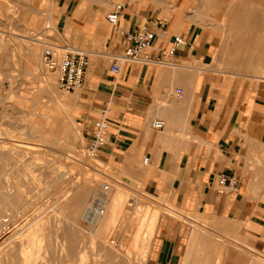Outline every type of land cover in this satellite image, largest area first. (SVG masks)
I'll list each match as a JSON object with an SVG mask.
<instances>
[{"label": "crops", "instance_id": "obj_1", "mask_svg": "<svg viewBox=\"0 0 264 264\" xmlns=\"http://www.w3.org/2000/svg\"><path fill=\"white\" fill-rule=\"evenodd\" d=\"M115 3L60 2L56 40L89 59L78 113L85 140L107 109L98 156L124 188L162 209L146 264H264V79L217 67L214 37L182 4L148 12L124 4L114 27L107 15ZM144 24L155 32L149 61L113 73L126 34ZM175 36L185 44L164 58ZM222 173L239 178L237 190L219 191Z\"/></svg>", "mask_w": 264, "mask_h": 264}, {"label": "rangeland", "instance_id": "obj_2", "mask_svg": "<svg viewBox=\"0 0 264 264\" xmlns=\"http://www.w3.org/2000/svg\"><path fill=\"white\" fill-rule=\"evenodd\" d=\"M62 1L0 0V264H146L162 209L87 154L78 115L87 88L58 92L42 61L59 44ZM115 2L146 12L182 4L214 37L217 67L264 79V0ZM96 196L108 201L98 224L85 213Z\"/></svg>", "mask_w": 264, "mask_h": 264}, {"label": "built area", "instance_id": "obj_3", "mask_svg": "<svg viewBox=\"0 0 264 264\" xmlns=\"http://www.w3.org/2000/svg\"><path fill=\"white\" fill-rule=\"evenodd\" d=\"M124 4L117 2L112 11L107 15L108 22L117 27L121 17ZM155 39V32L148 27L142 25L137 31L126 34L125 52L117 56L111 65V71L118 73L123 65L127 62L149 61L148 50L152 47ZM185 44L182 36H175L171 46L167 50H163L162 56L169 58L173 56L178 48ZM42 61L47 70L57 74V82L60 90L66 92L74 91L84 87L85 73L89 63L88 56L85 51L73 49L66 44H49L43 49ZM179 95H182V89H178ZM153 126L157 129L164 127L162 120L154 122ZM109 127L107 109H103L100 116L95 119L93 129L89 138L86 139V152L92 158L98 157L99 151L105 143L106 133ZM239 178L235 174H219L217 183L219 191L225 192L226 188L231 186L233 190H237ZM108 184H104V189H109ZM106 212L105 206L100 202H93L88 208V215L103 216Z\"/></svg>", "mask_w": 264, "mask_h": 264}, {"label": "bare ground", "instance_id": "obj_4", "mask_svg": "<svg viewBox=\"0 0 264 264\" xmlns=\"http://www.w3.org/2000/svg\"><path fill=\"white\" fill-rule=\"evenodd\" d=\"M245 14H247V13H245ZM248 15V14H247ZM256 16V15H255ZM249 17H250V15H249ZM37 40V39H36ZM252 42V41H251ZM39 43V42H38ZM251 45V44H250ZM250 49V48H249ZM254 50V49H253ZM255 50H257V49H255ZM252 62V61H251ZM30 147V146H29ZM35 149V148H34ZM12 151V150H11ZM0 157H3L1 154H0ZM71 163V162H70ZM3 194V193H2ZM1 195V194H0ZM65 197H68V195H66ZM86 198V196H81V197H79L75 202L77 203V205H81L82 203H84V199ZM98 198L99 199H101V200H99V202L100 203H103V205L107 208V206H108V201L105 199V198H103V197H99V196H96V199L98 200ZM8 201V200H7ZM11 205H13V204H11ZM89 206V205H88ZM86 216H87V218H89L90 216H88V208H87V210H86ZM85 216V217H86ZM103 217H101V216H93V217H91V222H93L94 224H98L99 223V221L102 219ZM114 220V219H113ZM62 246V245H61Z\"/></svg>", "mask_w": 264, "mask_h": 264}]
</instances>
